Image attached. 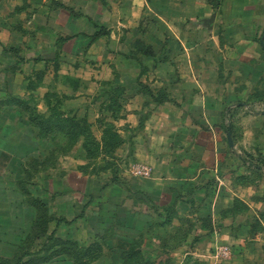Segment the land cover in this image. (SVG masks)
<instances>
[{
	"label": "rangeland",
	"instance_id": "374dc122",
	"mask_svg": "<svg viewBox=\"0 0 264 264\" xmlns=\"http://www.w3.org/2000/svg\"><path fill=\"white\" fill-rule=\"evenodd\" d=\"M17 1L0 0V264H264V195L212 216L183 178L158 182L149 164V176L137 173L136 128L120 124L126 98L109 106L93 82L51 75L58 63L30 71L4 51L20 30ZM252 68L231 76L255 96L230 108L239 146L229 153L249 171L239 184L263 193L264 163L253 167L264 161V62Z\"/></svg>",
	"mask_w": 264,
	"mask_h": 264
},
{
	"label": "crops",
	"instance_id": "0c3cea01",
	"mask_svg": "<svg viewBox=\"0 0 264 264\" xmlns=\"http://www.w3.org/2000/svg\"><path fill=\"white\" fill-rule=\"evenodd\" d=\"M17 3L21 10L14 17L20 30L8 32L4 51L16 53L30 71L58 63L51 75L93 82L104 89L107 103L110 91L118 89L117 99H127L120 124L136 128L135 156L157 172L154 180L175 186L183 178L184 186L191 187L184 194L199 200L197 211L211 203L212 216L233 208L234 202L247 208L253 196L264 195L259 193L262 182L253 193L245 182L239 184L249 171L229 153L239 146L234 136L238 116L230 108L243 96H255L254 86L248 89L231 76L260 72L252 67L264 62V0ZM143 86L164 100H155ZM226 118L230 122L224 124ZM229 129L233 147L227 142ZM162 170L165 177L158 174Z\"/></svg>",
	"mask_w": 264,
	"mask_h": 264
},
{
	"label": "trees",
	"instance_id": "16d2710c",
	"mask_svg": "<svg viewBox=\"0 0 264 264\" xmlns=\"http://www.w3.org/2000/svg\"><path fill=\"white\" fill-rule=\"evenodd\" d=\"M143 88L146 91V93L148 95H150L152 98H154L155 100H157L159 102L164 100L163 96L162 97H160L159 95L158 96H154L152 94V92L150 90H148L147 87L143 86ZM118 95H120V91L118 89H114L113 91H110V96H109V101H108L109 102V106H112V104H114L116 102L115 100H117ZM41 124H43L44 126H48L49 121L48 120H42ZM116 137H118V136L116 135ZM119 143H121V140L118 137L117 140L115 141V145L114 146L118 145ZM242 160L244 162H247L246 161L247 158L246 159H242ZM257 161H258V163H257V165H255V168L260 169L263 166L262 164L264 163V161L262 159H257Z\"/></svg>",
	"mask_w": 264,
	"mask_h": 264
},
{
	"label": "built area",
	"instance_id": "2783aa9c",
	"mask_svg": "<svg viewBox=\"0 0 264 264\" xmlns=\"http://www.w3.org/2000/svg\"><path fill=\"white\" fill-rule=\"evenodd\" d=\"M136 172L143 176H148L150 174V167L146 164H139L136 167Z\"/></svg>",
	"mask_w": 264,
	"mask_h": 264
},
{
	"label": "water",
	"instance_id": "95a60500",
	"mask_svg": "<svg viewBox=\"0 0 264 264\" xmlns=\"http://www.w3.org/2000/svg\"><path fill=\"white\" fill-rule=\"evenodd\" d=\"M227 142H228V145L230 147H233V140H232V136H231V131L230 129L227 131Z\"/></svg>",
	"mask_w": 264,
	"mask_h": 264
}]
</instances>
